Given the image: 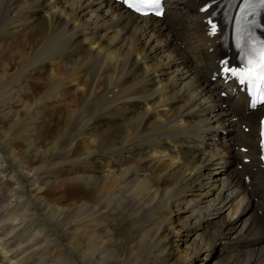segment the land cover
<instances>
[{
	"label": "bare ground",
	"instance_id": "1",
	"mask_svg": "<svg viewBox=\"0 0 264 264\" xmlns=\"http://www.w3.org/2000/svg\"><path fill=\"white\" fill-rule=\"evenodd\" d=\"M166 3L0 0V264H264V107L213 80L239 0Z\"/></svg>",
	"mask_w": 264,
	"mask_h": 264
},
{
	"label": "snow or ice",
	"instance_id": "2",
	"mask_svg": "<svg viewBox=\"0 0 264 264\" xmlns=\"http://www.w3.org/2000/svg\"><path fill=\"white\" fill-rule=\"evenodd\" d=\"M126 5L138 13L147 15L153 12L157 15L161 12V0H124ZM264 8V0H244L242 12L255 11L256 8ZM211 23V22H210ZM216 25H211L210 34H214ZM236 47L241 53L242 67H225L223 71L239 79V82L247 83L253 94L264 99V40H254L246 30L241 31L238 23ZM227 64V62H225ZM255 106V101H253Z\"/></svg>",
	"mask_w": 264,
	"mask_h": 264
},
{
	"label": "rangeland",
	"instance_id": "3",
	"mask_svg": "<svg viewBox=\"0 0 264 264\" xmlns=\"http://www.w3.org/2000/svg\"><path fill=\"white\" fill-rule=\"evenodd\" d=\"M217 166H213V169L212 170H215V169H217L216 168ZM1 203H3V204H5V199L3 200V201H0ZM0 203V206H2L3 204H1ZM0 211H2V215H3V213H4V209H0ZM1 213V212H0ZM227 213V211L225 212V214ZM259 215H260V212L258 213ZM1 214H0V220L2 219V218H4L3 216H2ZM2 217V218H1ZM214 258L216 257V254L213 256ZM1 263V262H0ZM3 264H6V263H3Z\"/></svg>",
	"mask_w": 264,
	"mask_h": 264
}]
</instances>
